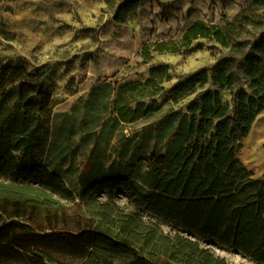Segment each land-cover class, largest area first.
<instances>
[{
  "label": "trees",
  "instance_id": "obj_1",
  "mask_svg": "<svg viewBox=\"0 0 264 264\" xmlns=\"http://www.w3.org/2000/svg\"><path fill=\"white\" fill-rule=\"evenodd\" d=\"M119 1L113 21L125 25L146 0ZM163 44L154 51L176 52ZM163 71L157 67L151 73L167 79ZM241 75L246 87L231 94L232 107L219 103L197 114L195 102L190 107L195 112H171L153 133L166 152L152 159L148 171L134 179L89 183L76 202L66 183L33 155L42 133L40 115L51 101L43 86L46 73L3 68L0 86L15 87L16 101L6 115L0 111V264H228L194 238L264 264V181L254 178L238 158L242 140L264 111V33L246 54ZM160 81L152 84L155 90ZM207 81V73L199 72L178 83L168 100L175 105ZM145 84L118 87L119 101L110 99L115 93L111 83L93 88L88 106L99 99L98 93L107 101L102 98L91 117L80 122L82 131L99 126L108 100L115 123H133L157 112L158 107L145 108L142 102L130 107L137 91L141 99L154 96L151 89L139 91ZM115 192L128 197L133 209L97 199ZM142 213L178 231L166 233Z\"/></svg>",
  "mask_w": 264,
  "mask_h": 264
},
{
  "label": "rangeland",
  "instance_id": "obj_2",
  "mask_svg": "<svg viewBox=\"0 0 264 264\" xmlns=\"http://www.w3.org/2000/svg\"><path fill=\"white\" fill-rule=\"evenodd\" d=\"M119 4V0H0V75L6 67L46 73L43 86L51 101L40 115L42 133L33 155L66 183L76 202L89 183L134 179L148 171L152 159L166 152L153 133L171 112H195L190 108L195 102L200 107L197 114L208 113L219 103L232 107L231 94L246 87L241 75L244 58L264 33V0H146L135 19L116 25L113 16ZM159 43L176 52L154 51ZM157 67L164 68L167 79L164 74L152 76ZM203 71L207 84L172 105L171 90ZM158 79L155 90L152 84ZM147 80L151 82L145 84ZM129 82L145 84L139 91H154L153 97L142 99L137 91L130 107L142 102L158 111L133 123H115L108 100L99 126L83 132L80 122L91 117L104 99L98 93L99 99L88 106L92 89L111 83L115 93L110 99L116 100L118 87ZM15 101L16 88L0 86L3 114ZM238 158L254 178L264 181V111L242 140ZM97 199L133 209L123 193H101ZM142 215L158 222L166 233L178 231L151 214ZM194 240L228 264H253L229 248ZM44 247L55 250L49 244Z\"/></svg>",
  "mask_w": 264,
  "mask_h": 264
}]
</instances>
